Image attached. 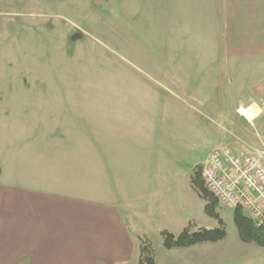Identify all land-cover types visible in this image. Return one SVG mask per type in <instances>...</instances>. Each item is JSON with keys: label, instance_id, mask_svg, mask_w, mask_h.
Segmentation results:
<instances>
[{"label": "rangeland", "instance_id": "1", "mask_svg": "<svg viewBox=\"0 0 264 264\" xmlns=\"http://www.w3.org/2000/svg\"><path fill=\"white\" fill-rule=\"evenodd\" d=\"M194 3L0 0V182L118 203L161 264H264V247L243 243L222 206L224 240L163 246L164 231L218 227L192 187L211 151L236 136L238 152L264 151V115L253 109V123L242 117L238 129L231 118L236 136L217 140L264 78L195 27Z\"/></svg>", "mask_w": 264, "mask_h": 264}, {"label": "crops", "instance_id": "2", "mask_svg": "<svg viewBox=\"0 0 264 264\" xmlns=\"http://www.w3.org/2000/svg\"><path fill=\"white\" fill-rule=\"evenodd\" d=\"M192 8L202 18L196 28L212 30L224 52L240 62L250 59L258 77L264 78V0H195ZM249 100L235 111L242 109L251 120L256 119L253 110L264 115V90ZM231 118L238 129L247 123L227 113L217 140L222 136L227 142L236 136ZM235 138L239 141L233 139L231 145L237 151L244 143ZM138 225L133 228L125 221L118 203L89 192L0 182V264H139L144 233ZM156 257L161 264L157 252ZM173 257L167 264H179ZM198 261L191 259L190 264Z\"/></svg>", "mask_w": 264, "mask_h": 264}, {"label": "built area", "instance_id": "3", "mask_svg": "<svg viewBox=\"0 0 264 264\" xmlns=\"http://www.w3.org/2000/svg\"><path fill=\"white\" fill-rule=\"evenodd\" d=\"M238 114L250 123L255 121L249 119L242 109L238 110ZM247 148L250 151L244 153L228 146L217 147L210 152L203 165L202 178L220 206L233 212L240 208L248 217L263 225L264 151Z\"/></svg>", "mask_w": 264, "mask_h": 264}, {"label": "trees", "instance_id": "4", "mask_svg": "<svg viewBox=\"0 0 264 264\" xmlns=\"http://www.w3.org/2000/svg\"><path fill=\"white\" fill-rule=\"evenodd\" d=\"M192 187L207 202L205 213L218 221V227L212 230L200 228L197 232H191L190 228H186L178 237L168 231H164L162 233L163 246L168 250L191 247L208 242L216 243L224 240L227 236L226 224L217 213V208L220 205L205 186L202 178V168L195 171L192 177ZM233 220L239 238L243 243H255L260 247H264V224L260 225L248 217L240 208L233 212ZM139 253V264H157L156 252L150 242L141 239Z\"/></svg>", "mask_w": 264, "mask_h": 264}]
</instances>
